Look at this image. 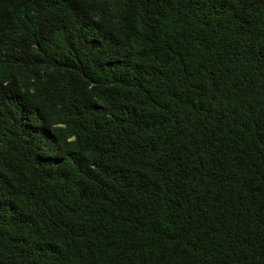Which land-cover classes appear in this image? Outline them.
<instances>
[{
  "label": "trees",
  "instance_id": "16d2710c",
  "mask_svg": "<svg viewBox=\"0 0 264 264\" xmlns=\"http://www.w3.org/2000/svg\"><path fill=\"white\" fill-rule=\"evenodd\" d=\"M0 264H264V0H0Z\"/></svg>",
  "mask_w": 264,
  "mask_h": 264
}]
</instances>
